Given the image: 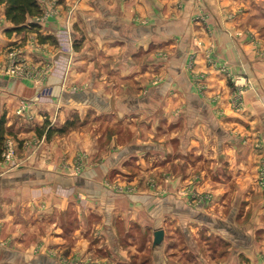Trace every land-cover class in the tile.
I'll return each mask as SVG.
<instances>
[{
	"label": "crops",
	"instance_id": "obj_1",
	"mask_svg": "<svg viewBox=\"0 0 264 264\" xmlns=\"http://www.w3.org/2000/svg\"><path fill=\"white\" fill-rule=\"evenodd\" d=\"M250 2L38 0V28L11 31L0 1V118L18 148L0 160V264H264Z\"/></svg>",
	"mask_w": 264,
	"mask_h": 264
},
{
	"label": "rangeland",
	"instance_id": "obj_2",
	"mask_svg": "<svg viewBox=\"0 0 264 264\" xmlns=\"http://www.w3.org/2000/svg\"><path fill=\"white\" fill-rule=\"evenodd\" d=\"M250 4H251L250 5L251 17L249 18V20L252 21V23H253V29L244 28V29H241L240 31L243 32L242 35H244V37L246 35H254V38L252 40L254 42V46L256 48V51H257L258 55H263L264 56V0H252V2H250ZM168 137H170V135L169 134H165V140L166 141H164V143H166V144H168L170 142V140H168ZM11 139H12V141L14 143V146H15V150H16L15 157H16L17 149H18L17 148V143H16V141L13 138H11ZM161 176H162L163 181L170 179V174L169 173L168 174L167 173L163 174ZM151 179L154 180L156 178L151 176ZM130 190H131L132 193L137 191V189H134V188H131ZM154 190L158 191V195L165 194L166 192H170V188H168L167 186L158 187L157 189L152 188V187L151 188H147V191H154ZM189 191L190 192H188V189H179L178 192L181 193L183 196H187L189 193H192V195L195 196L196 200H198L200 202H202V201L204 202V200H203L204 198L202 197V193L201 192L198 193V192H195V191L192 192V190H189ZM147 203L149 204V206L151 207V210L153 211L154 210L155 199H151V198L147 197ZM162 208L163 209L161 211L160 205H158V221L155 220V219H152V222H151L153 225L155 224L154 226H156V224H157L158 228L160 226H162L163 224H165V221L160 218V216H161L160 214H161V212H167V209H165L166 208L165 206L162 207ZM168 210H170V209L168 208ZM199 223L201 225L200 221H199ZM182 226H183V228L186 227L184 223L182 224ZM178 235H179V239L180 240L184 239L183 236H182V231L181 230H179ZM200 239H202V238H200ZM147 247H148V249H147V252H148L147 257L151 258L152 257L151 245L148 244ZM19 264H31V263H29V260H27V261L20 262Z\"/></svg>",
	"mask_w": 264,
	"mask_h": 264
},
{
	"label": "trees",
	"instance_id": "obj_3",
	"mask_svg": "<svg viewBox=\"0 0 264 264\" xmlns=\"http://www.w3.org/2000/svg\"><path fill=\"white\" fill-rule=\"evenodd\" d=\"M7 3L6 18L14 25L11 31H23L26 29H37L38 22L33 20L40 14L41 9L38 0H0ZM5 121L0 118V160L7 139Z\"/></svg>",
	"mask_w": 264,
	"mask_h": 264
},
{
	"label": "built area",
	"instance_id": "obj_4",
	"mask_svg": "<svg viewBox=\"0 0 264 264\" xmlns=\"http://www.w3.org/2000/svg\"><path fill=\"white\" fill-rule=\"evenodd\" d=\"M10 69L15 71L16 70L15 65H13ZM15 153H16V150H15V146H14L12 139L7 138L6 143H5V148L2 152V157L5 160L12 161L15 157Z\"/></svg>",
	"mask_w": 264,
	"mask_h": 264
},
{
	"label": "water",
	"instance_id": "obj_5",
	"mask_svg": "<svg viewBox=\"0 0 264 264\" xmlns=\"http://www.w3.org/2000/svg\"><path fill=\"white\" fill-rule=\"evenodd\" d=\"M163 240H164V230L161 228L155 230L154 241H153L154 247H160L163 243Z\"/></svg>",
	"mask_w": 264,
	"mask_h": 264
}]
</instances>
